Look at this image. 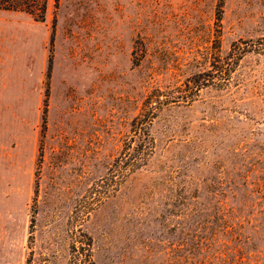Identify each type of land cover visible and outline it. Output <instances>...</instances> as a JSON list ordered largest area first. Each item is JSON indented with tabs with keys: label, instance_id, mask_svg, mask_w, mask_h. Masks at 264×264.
Masks as SVG:
<instances>
[{
	"label": "rangeland",
	"instance_id": "rangeland-1",
	"mask_svg": "<svg viewBox=\"0 0 264 264\" xmlns=\"http://www.w3.org/2000/svg\"><path fill=\"white\" fill-rule=\"evenodd\" d=\"M0 264H264V0L0 11Z\"/></svg>",
	"mask_w": 264,
	"mask_h": 264
},
{
	"label": "trees",
	"instance_id": "trees-1",
	"mask_svg": "<svg viewBox=\"0 0 264 264\" xmlns=\"http://www.w3.org/2000/svg\"><path fill=\"white\" fill-rule=\"evenodd\" d=\"M45 3L46 0H0V11L24 13L30 16L35 15L42 20L45 11ZM205 74L208 76V79H211L210 71H207ZM146 115L147 112L144 113L143 118H146ZM142 121L143 120H139L136 123V126L143 123ZM133 124L134 123L132 122V126ZM133 132H135V129ZM133 143L134 146L131 151L128 152L127 161L125 163V166L128 167L129 171L136 169L140 164H142V158L148 155L146 152L150 151L152 142L145 136H130L126 143V149L131 147V144Z\"/></svg>",
	"mask_w": 264,
	"mask_h": 264
}]
</instances>
